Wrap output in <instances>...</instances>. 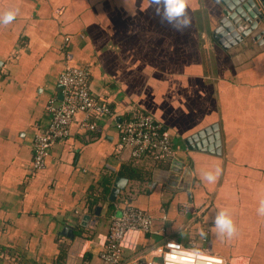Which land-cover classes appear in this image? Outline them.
<instances>
[{"label":"crops","instance_id":"1","mask_svg":"<svg viewBox=\"0 0 264 264\" xmlns=\"http://www.w3.org/2000/svg\"><path fill=\"white\" fill-rule=\"evenodd\" d=\"M155 8L151 0H0V15L18 10L0 24V263L104 264L109 219L130 205L153 228L127 232L126 259L160 264L159 247L172 239L226 264H264V48H221L212 35L218 0H187L183 31ZM66 65L88 67L89 91L112 115L85 130L76 114L33 171V140L49 124L48 101L62 97ZM134 112L161 123L169 155L132 158L119 147L114 122ZM172 158L190 169V186H149ZM217 167L208 182L204 173ZM117 177L126 183L111 199ZM222 209L236 227L231 238L213 224Z\"/></svg>","mask_w":264,"mask_h":264},{"label":"built area","instance_id":"2","mask_svg":"<svg viewBox=\"0 0 264 264\" xmlns=\"http://www.w3.org/2000/svg\"><path fill=\"white\" fill-rule=\"evenodd\" d=\"M89 75L87 66L66 65L60 73L62 97L58 103H54L51 98L46 105L51 117L45 131L34 137L33 171L45 165V158L52 144L68 135V126L76 114L83 115L79 125L85 130L98 129L99 118L112 115L107 103L90 93ZM114 123L119 133V147L128 149L132 158H140L148 153L165 157L172 152L169 133L151 114L134 112ZM152 222V217L143 209L130 205L119 206L109 219L105 241L99 252L101 261L104 264H152V260H146L139 255L126 259L123 253L127 232H151ZM159 258L160 264H226L222 256L208 249L184 246L172 239L165 240L159 247ZM6 264L15 263L9 260Z\"/></svg>","mask_w":264,"mask_h":264},{"label":"water","instance_id":"3","mask_svg":"<svg viewBox=\"0 0 264 264\" xmlns=\"http://www.w3.org/2000/svg\"><path fill=\"white\" fill-rule=\"evenodd\" d=\"M216 1V0H215ZM221 5V16L213 29V37L228 54L240 52L255 53L264 48V0H218ZM190 169L183 167V162L172 158L168 168H155L149 186L156 182L171 187L190 186ZM126 178L117 177L110 191L114 199L120 189L124 188ZM64 235L69 229L64 227ZM68 230V231H67Z\"/></svg>","mask_w":264,"mask_h":264},{"label":"clouds","instance_id":"4","mask_svg":"<svg viewBox=\"0 0 264 264\" xmlns=\"http://www.w3.org/2000/svg\"><path fill=\"white\" fill-rule=\"evenodd\" d=\"M151 3L156 6L155 13L160 16L162 22H166L176 31H183L190 26V18L187 13V0H151ZM18 11V10H17ZM17 11H7L0 15V24L11 23L17 14ZM221 174V169L217 167L215 173L205 172L204 178L208 182H214ZM259 215L264 216V200L260 201V206L257 209ZM213 224L218 230V234L226 235L231 238L236 227L227 210H220L213 218ZM201 235H204L202 232Z\"/></svg>","mask_w":264,"mask_h":264},{"label":"trees","instance_id":"5","mask_svg":"<svg viewBox=\"0 0 264 264\" xmlns=\"http://www.w3.org/2000/svg\"><path fill=\"white\" fill-rule=\"evenodd\" d=\"M108 105V104H107ZM141 158V157H140ZM123 169V168H122ZM120 173H123L122 171H120ZM0 264H3V263H0Z\"/></svg>","mask_w":264,"mask_h":264}]
</instances>
